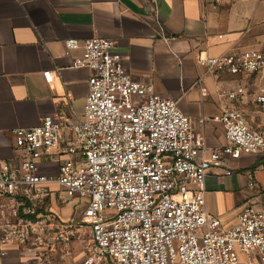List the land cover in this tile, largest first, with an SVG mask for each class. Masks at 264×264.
<instances>
[{
    "label": "built area",
    "instance_id": "obj_1",
    "mask_svg": "<svg viewBox=\"0 0 264 264\" xmlns=\"http://www.w3.org/2000/svg\"><path fill=\"white\" fill-rule=\"evenodd\" d=\"M64 44L81 49L73 66L91 70L82 113L74 123L59 113L13 130L16 158L0 162V194L19 207L11 217L0 214V256L2 245L15 242L48 264L51 250L87 230L79 264H264V208L246 201L236 223L223 226L204 206L210 167L225 164L228 156H264V122L253 127L242 109L224 104L212 120L221 122L226 143L207 150L203 132L191 127L176 100L126 72L114 40L94 34ZM197 63L215 77L264 81V41L219 56L199 55ZM43 76L52 81L50 70ZM217 95L241 101L244 89L223 87ZM251 102L264 115V88ZM41 163L55 170H43ZM50 194L61 203H80L79 212L61 219L48 207L39 211L34 201Z\"/></svg>",
    "mask_w": 264,
    "mask_h": 264
},
{
    "label": "crops",
    "instance_id": "obj_2",
    "mask_svg": "<svg viewBox=\"0 0 264 264\" xmlns=\"http://www.w3.org/2000/svg\"><path fill=\"white\" fill-rule=\"evenodd\" d=\"M94 34L114 40L113 49L133 79L151 83L156 92L176 100L191 127L203 132L207 150L226 143L221 122L212 120L224 104L242 109L253 127L264 122L251 102L264 81L233 74L215 77L197 63L199 55L219 56L264 41V0H0V162H15V128L35 126L46 115L62 113L68 123L80 117L91 70L72 65L81 49H68L64 40ZM44 70L52 72L51 82L44 79ZM199 76L202 84L197 83ZM237 84L244 89L241 101L217 95L220 88ZM201 117L205 120L199 123ZM41 168L55 170L49 163H41ZM250 179L253 186L248 185ZM246 201L264 208L260 153L228 156L225 164L205 174L204 206L223 226L236 223ZM34 203L61 219L74 215L73 205L52 194ZM18 207L0 194V214L11 217ZM88 238L59 244L49 252L48 264H79ZM2 248L0 264H41L33 250L18 243Z\"/></svg>",
    "mask_w": 264,
    "mask_h": 264
},
{
    "label": "rangeland",
    "instance_id": "obj_3",
    "mask_svg": "<svg viewBox=\"0 0 264 264\" xmlns=\"http://www.w3.org/2000/svg\"><path fill=\"white\" fill-rule=\"evenodd\" d=\"M79 206H80V203H75L74 206L72 207V214H75V213H78L79 212ZM84 235H87V232L84 234ZM83 235V237H84Z\"/></svg>",
    "mask_w": 264,
    "mask_h": 264
},
{
    "label": "trees",
    "instance_id": "obj_4",
    "mask_svg": "<svg viewBox=\"0 0 264 264\" xmlns=\"http://www.w3.org/2000/svg\"><path fill=\"white\" fill-rule=\"evenodd\" d=\"M45 208H47L46 206L44 207V206H40L38 209H39V211H42V212H45Z\"/></svg>",
    "mask_w": 264,
    "mask_h": 264
}]
</instances>
